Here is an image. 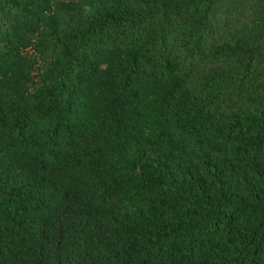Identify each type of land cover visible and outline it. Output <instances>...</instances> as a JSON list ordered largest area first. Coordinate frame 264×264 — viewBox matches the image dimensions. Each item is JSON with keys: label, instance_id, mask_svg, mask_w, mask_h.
<instances>
[{"label": "trees", "instance_id": "obj_1", "mask_svg": "<svg viewBox=\"0 0 264 264\" xmlns=\"http://www.w3.org/2000/svg\"><path fill=\"white\" fill-rule=\"evenodd\" d=\"M0 264H264V0H0Z\"/></svg>", "mask_w": 264, "mask_h": 264}]
</instances>
